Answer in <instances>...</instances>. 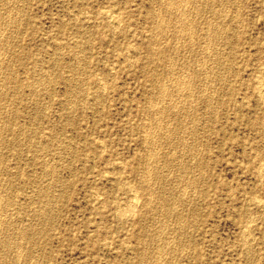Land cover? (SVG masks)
Masks as SVG:
<instances>
[{
    "label": "rangeland",
    "instance_id": "obj_1",
    "mask_svg": "<svg viewBox=\"0 0 264 264\" xmlns=\"http://www.w3.org/2000/svg\"><path fill=\"white\" fill-rule=\"evenodd\" d=\"M0 55V264H264V0H0Z\"/></svg>",
    "mask_w": 264,
    "mask_h": 264
},
{
    "label": "bare ground",
    "instance_id": "obj_2",
    "mask_svg": "<svg viewBox=\"0 0 264 264\" xmlns=\"http://www.w3.org/2000/svg\"><path fill=\"white\" fill-rule=\"evenodd\" d=\"M213 1H214V0H213ZM186 2H187V1H186ZM117 3H118V2H117ZM171 3H172V2H171ZM206 3H207V2H206ZM213 3H214V2H213ZM172 5H173V4H172ZM15 6H16V5H15ZM190 7H191V6H190ZM185 9H186V8H185ZM11 10H12V9H11ZM156 10H157V9H156ZM198 10H199V9H198ZM190 11H191V10H190ZM183 13H184V12H183ZM203 14H204V13H203ZM203 14H202V15H203ZM13 15H14V14H13ZM108 15H109V13H108ZM223 15H224V14H223ZM162 16H163V15H162ZM168 17H169V16H168ZM215 18H216V17H215ZM15 19H16V18H15ZM117 19H118V18H117ZM217 21H218V20H217ZM8 22H9V21H8ZM116 22H118V21H116ZM119 23H121V22H119ZM114 24H116V23L114 22ZM184 24H185V23H184ZM8 25H9V24H8ZM215 25H216V24H215ZM158 26H159V25H158ZM191 26H192V25H191ZM219 26H220V25H219ZM183 27H184V26H183ZM207 27H208V26H207ZM210 27H211V26H210ZM222 27H223V26H222ZM194 28H196V27H194ZM217 28H218V26H217ZM162 30H163V29H162ZM209 31H210V30H209ZM213 31H214V30H213ZM223 31H224V30H223ZM215 32H216V31H215ZM218 32H219V31H218ZM220 33H221V32H220ZM192 34H193V33H192ZM2 35H3V34H2ZM211 36H212V35H211ZM208 39H209V38H208ZM178 42H179V41H178ZM184 42H185V41H184ZM188 42H189V41H188ZM213 43H214V42H213ZM9 44H10V43H9ZM9 44H8V45H9ZM217 44H218V43H217ZM208 45H209V44H208ZM192 47H194V46H192ZM1 53H2V52H1ZM202 54H203V53H202ZM209 54H210V53H209ZM0 56H1V55H0ZM209 56H210V55H209ZM220 56H221V55H220ZM159 57H160V56H159ZM131 59H132V58H131ZM201 59H202V58H201ZM205 59H206V58H205ZM184 60H185V59H184ZM196 61H197V60H196ZM79 62H80V61H79ZM200 62H201V61H200ZM199 64H200V63H199ZM205 64H206V63H205ZM193 65H194V64H193ZM220 65H221V64H220ZM4 71H5V69H4ZM209 71H210V70H209ZM188 73H189V72H188ZM206 73H207V72H206ZM211 73H212V72H211ZM203 75H204V74H203ZM225 75H226V74H225ZM182 77H183V76H182ZM190 77H191V76H190ZM207 77H208V76H207ZM207 77H206V78H207ZM77 78H78V77H77ZM222 78H223V77H222ZM3 80H4V79H3ZM190 82H191V81H190ZM261 82H262V81H260L259 84H260ZM263 82H264V81H263ZM166 83H167V82H166ZM166 83H165L164 85L167 86ZM172 83H173V82H172ZM196 83H197V81H196ZM190 84H191V83H190ZM213 84H214V83H213ZM263 84H264V83H263ZM263 84L261 83L260 86L262 87ZM80 85H81V84H80ZM104 85H105V84H104ZM214 85H215V84H214ZM201 86H202V85H201ZM260 86H259V87H260ZM261 87H260V88H261ZM3 88H4V87H3ZM39 89H40V88H39ZM258 90H261V93H262V90H263V89H259V88H258ZM5 91H6V90H5ZM52 93H53V92H52ZM261 93H260V94H261ZM262 94H263V93H262ZM3 96H4V95H3ZM261 97H262V96H261ZM200 98H201V97H200ZM180 102H181V101H180ZM184 104H185V103H184ZM152 105H153V104H152ZM155 105H156V104H155ZM158 105H159V104H158ZM195 105H196V104H195ZM4 106H5V105H4ZM70 108H71V107H70ZM166 108H167V107H166ZM196 108H197V107H196ZM5 109H6V107H5ZM176 109H177V108H176ZM3 111H4V110H3ZM192 113H193V112H192ZM185 116H186V115H185ZM0 118H1V117H0ZM2 118H3V117H2ZM187 123H188V122H187ZM21 130H22V129H21ZM153 131H154V130H153ZM148 134H149V133H148ZM154 136H156V135H154ZM148 139H149V138H148ZM184 139H185V138H184ZM104 144H105V143H104ZM147 144H148V143H147ZM195 152H196V151H195ZM150 154H151V153H150ZM197 154H198V153H197ZM151 155H152V154H151ZM152 158H153V157H152ZM46 159H47V158H46ZM46 159H45V160H46ZM182 159H183V158H182ZM156 161H157V160H156ZM45 162H46V161H45ZM262 163H263V162H262ZM179 164H180V163H179ZM188 164H189V163H188ZM195 164H196V163H195ZM56 165H58V164H56ZM196 165H197V164H196ZM262 165H263V164H262ZM156 167H157V166H156ZM261 167H262V166H261ZM8 168H9V167H8ZM179 168H180V167H179ZM262 168H264V167H262ZM260 169H261V168H260ZM262 170H263V169H261V171H262ZM143 174H144V173H143ZM158 174H159V173H158ZM149 175H150V174H149ZM48 176H49V175H48ZM151 176H152V175H151ZM191 176H192V175H191ZM194 176H195V175H194ZM261 176H262V175H261ZM149 177H150V176H149ZM204 177H205V176H204ZM195 181H196V180H195ZM53 185H54V184H53ZM58 185H59V184H58ZM34 187H35V186H34ZM133 189H134V188H133ZM193 189H194V188H193ZM34 191H35V190H34ZM141 192H142V191H141ZM131 194H132V193H131ZM133 194H135V192H134ZM54 197H55V196H54ZM132 197H133V196H132ZM135 197H136V198H134V199H137V196H135ZM100 200H101V199H100ZM129 200H130V199H129ZM131 201H133V200L131 199ZM180 201H181V200H180ZM128 202H129V201H128ZM129 203H130V202H129ZM138 203H139V202H138ZM138 203H137V204H138ZM1 204H2V203H1ZM131 204H132V203H130L129 205L127 204L129 208L132 206ZM195 205H196V204H195ZM3 206H4V205H3ZM135 206H136V203H135ZM126 208H127V207H126ZM31 209H32V208H31ZM132 209H134V208H132ZM132 209H131V210H132ZM187 209H188V208H187ZM126 210H129V209H126ZM32 212H33V211H32ZM120 212H121V211H120ZM126 212H127V211H126ZM135 212H136V210H135ZM118 213H119V212H118ZM127 213H128V212H127ZM127 213H126V214H127ZM128 216H130V215H128ZM128 216H127V217H128ZM174 216H175V215H174ZM253 219H254V218H253ZM8 222H9V221H8ZM199 222H200V221H199ZM247 222H248V221H247ZM12 227H13V226H12ZM17 228H18V227H17ZM10 229H11V228H10ZM0 230H1V229H0ZM30 233H31V232H30ZM148 233H149V232H148ZM243 233H244V232H243ZM178 234H179V233H178ZM2 237H3V236H2ZM168 237H169V236H168ZM183 239H185V238H183ZM5 241H6V240H5ZM182 241H183V240H182ZM154 242H155V241H154ZM32 244H33V243H32ZM188 244H189V243H188ZM144 249H145V248H144ZM3 251H4V250H3ZM2 254H3V253H2ZM20 255H21V254H20ZM179 255H180V254H179ZM2 256H3V255H2ZM178 257H179V256H178ZM158 263H159V262H158ZM175 264H176V262H175Z\"/></svg>",
    "mask_w": 264,
    "mask_h": 264
}]
</instances>
